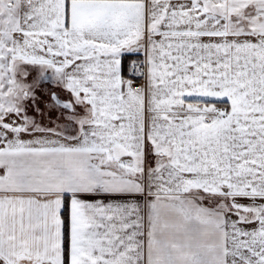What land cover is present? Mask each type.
I'll use <instances>...</instances> for the list:
<instances>
[{"label":"snow or ice","instance_id":"6c2138e0","mask_svg":"<svg viewBox=\"0 0 264 264\" xmlns=\"http://www.w3.org/2000/svg\"><path fill=\"white\" fill-rule=\"evenodd\" d=\"M0 264H264V0H0Z\"/></svg>","mask_w":264,"mask_h":264}]
</instances>
